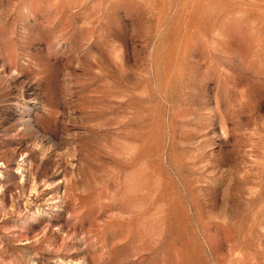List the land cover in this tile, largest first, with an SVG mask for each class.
Here are the masks:
<instances>
[{"label": "rangeland", "instance_id": "374dc122", "mask_svg": "<svg viewBox=\"0 0 264 264\" xmlns=\"http://www.w3.org/2000/svg\"><path fill=\"white\" fill-rule=\"evenodd\" d=\"M0 264H264V0H0Z\"/></svg>", "mask_w": 264, "mask_h": 264}]
</instances>
